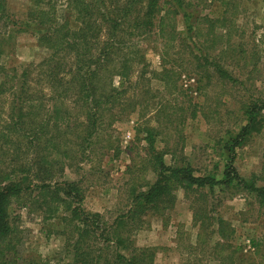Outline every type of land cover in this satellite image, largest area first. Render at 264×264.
<instances>
[{
    "label": "trees",
    "instance_id": "16d2710c",
    "mask_svg": "<svg viewBox=\"0 0 264 264\" xmlns=\"http://www.w3.org/2000/svg\"><path fill=\"white\" fill-rule=\"evenodd\" d=\"M207 2L222 5L219 18L197 14L198 6ZM9 9L7 0H0V59L10 54L15 35L30 32L33 25L39 28L33 34L37 45L50 54L37 65H0V264H60L18 254L20 231L12 217L18 208L37 213L42 223L60 219L61 235L71 251L67 264H154L157 249L137 246L134 238L145 218H163L173 208L177 190L185 199L197 195L191 203L199 228L195 238L202 236L203 242V236L215 235V247L228 250L234 230L206 208L216 189L246 194L264 207V150L260 169L247 178L234 167L237 150L264 130V97L238 99L233 108L216 99L209 107L192 103V98L160 103L154 125L140 121L135 128L143 135L146 153L129 172L126 205L114 216L83 210L80 181L64 177L66 170L78 171L92 162L100 134L115 131L113 126L132 114L144 116L153 99L148 87L130 83L136 69L140 68V81L154 78L168 94L179 89L184 75L198 84L203 81L196 89L198 97L212 81L222 89L241 85L248 90L238 75L248 64L245 53L239 42H232L238 31L239 0H27L20 21ZM70 15L76 29L69 26ZM178 16L185 34L178 31ZM188 40L198 46L199 54ZM149 43L158 53L160 70H150L151 77L144 78L149 72L145 59ZM130 89L133 93L127 95ZM198 118L208 124L225 118L231 126L211 140L221 146L220 155L227 153L220 172L214 164L210 171L197 174L183 156L182 130L188 120ZM157 138L163 144L159 150L154 147ZM144 173L151 179L142 180ZM260 242L250 241L257 252Z\"/></svg>",
    "mask_w": 264,
    "mask_h": 264
},
{
    "label": "rangeland",
    "instance_id": "374dc122",
    "mask_svg": "<svg viewBox=\"0 0 264 264\" xmlns=\"http://www.w3.org/2000/svg\"><path fill=\"white\" fill-rule=\"evenodd\" d=\"M240 12L236 17V33L233 34L232 42H239L242 51L245 53L247 66L239 70L238 75L241 83L248 90H243L242 86L234 89H222L214 81L211 86L203 87L202 94L196 92L197 87L203 86L195 82L194 78L182 77L179 80V89H171L170 94L163 92L164 89L158 80L152 78L146 83L139 80V69H136L130 77V83L134 86L137 81L139 87H148L151 100L148 110L144 116L137 113L132 114L122 122L116 123L115 131H104L99 136L96 145V155L91 163L82 164L80 170H66L64 179L66 181H80L79 187L82 191L83 200L81 207L91 213H99L107 218L114 216L123 209L127 202L126 182L129 172L134 166L139 165L146 153L147 145L141 141L142 133L137 135L136 126L143 121L154 125V112L160 103L179 104L186 99L192 98V103L200 102L206 107L215 100L225 108H233L237 104L235 101L242 99H257L264 97V0H239ZM10 12L16 21H20L27 8V0H7ZM58 4L57 8H60ZM63 8V7H62ZM58 9L57 18L63 17V9ZM191 11V10H190ZM200 15L210 18H219L223 13V7L218 2H207L198 6L196 10ZM192 13V11H191ZM194 16L197 14L192 13ZM60 23V22H59ZM197 23V22H196ZM177 28L185 34V27L181 16L177 17ZM33 25V24H30ZM69 26L71 29L78 27L69 16ZM24 28V27H23ZM16 29V27H15ZM30 32L17 33L13 40V47L10 54L0 59V65L5 67L20 68L25 64L37 65L50 52L37 45V34L35 25L29 27ZM219 32L216 29L215 33ZM179 33V32H178ZM193 46V51L199 54L198 46L193 40H188ZM146 45V62L149 65V72L144 76L151 77L150 70L159 71L160 59L158 53L152 51V44ZM242 65V63H241ZM256 65V67H253ZM258 66V69H257ZM250 71V72H249ZM118 86V79L114 80ZM134 87H132L133 89ZM130 89L127 95H132ZM157 92H160L158 95ZM163 92V93H162ZM187 97V98H186ZM223 115V114H222ZM142 118V119H140ZM147 120V121H146ZM228 119H221L220 123L208 124L201 118L195 121L188 120L182 130L184 136L183 156L188 160L197 174L210 171L214 164H218L219 172L222 170L223 160L227 153H221L220 147L211 140L222 137L225 131L231 126ZM112 145L113 148L105 151L102 147ZM171 145H173L171 143ZM174 146V145H173ZM154 147L159 150L163 144L159 138L154 143ZM178 150V146L176 148ZM264 150V130L256 134L254 139H250L248 144L238 149L234 161V167L238 174L247 178L252 172L260 169ZM179 155V153H178ZM166 163L169 156H165ZM219 179V174L218 177ZM142 180L151 179L148 174H142ZM153 179V178H152ZM142 183V182H140ZM213 196H209L208 209L213 218L220 217L227 221L234 234L227 243L231 246L228 250L215 247L218 237L215 235L195 238L199 232L198 224H194L193 205L197 200V195L192 198H184L182 190H177L173 208L165 212L163 218L149 216L145 218L142 229L135 235V244L140 247H154L157 249L154 264H264V207H259L258 203L246 194L219 193L216 189ZM214 207L212 208L211 206ZM191 206V207H190ZM198 207V206H195ZM12 217L14 224L18 227L19 243L18 254L37 257V260H50L67 264L71 257V251L66 249V243L61 235L63 224L60 219L42 223L40 217L35 212L25 209H15ZM213 225V224H212ZM215 229L214 226L211 227ZM210 228V229H211ZM260 239L259 251L251 245V240ZM238 247L239 250H235ZM234 252L232 261L231 257Z\"/></svg>",
    "mask_w": 264,
    "mask_h": 264
}]
</instances>
